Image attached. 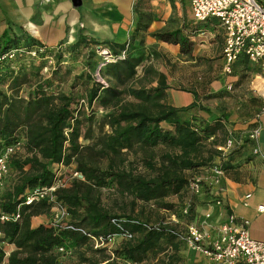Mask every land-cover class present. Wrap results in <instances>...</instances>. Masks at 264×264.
<instances>
[{"label": "trees", "instance_id": "obj_1", "mask_svg": "<svg viewBox=\"0 0 264 264\" xmlns=\"http://www.w3.org/2000/svg\"><path fill=\"white\" fill-rule=\"evenodd\" d=\"M182 39L184 43L190 44L185 36L182 35ZM19 43L21 41L15 38L5 42L0 45V53L21 50L23 47L30 52L42 47L33 37H28L26 46ZM92 44L109 47L115 55L121 48L119 44L82 37L70 47V51L78 53ZM47 52L50 51L45 48ZM19 58L17 55L13 61L0 64V153L18 140L24 141L23 153L13 155L9 161L10 173L5 184L8 183L12 168L19 173L18 178L6 194H0V206L5 212H13L22 203L20 197L27 189L53 185L57 179L53 171L55 165L69 167L75 161L76 170L86 181L75 179L69 187L59 188L56 192V201L68 208L72 220L70 223L43 224L32 228L31 218L49 211L48 203L43 202L32 207L30 214L24 215L21 221L0 224L4 233L2 241L16 248L7 256L5 248L0 245V264H58L61 255L58 249L61 247L72 250L90 246L94 248L90 236L81 232V229L94 237L125 233L135 236L134 240L125 241L114 251L115 259L104 257L103 262L94 264H143L150 252L160 249L161 243L181 237L165 220L151 224L132 214H113L103 201V189L108 186L114 188L123 198L131 200L132 206L154 203L159 209L176 212L178 218L184 217L181 209L175 211L174 204L167 200L188 189L193 178L187 176L186 172L209 173L218 158L221 168L226 171V162L223 161L225 155L223 157L216 148L218 144H213L214 149L207 144L217 132L225 128L227 117H215L209 109L203 108L194 91H185L195 96V102L187 108L179 109L166 103L168 86L164 80L160 79L157 87L149 88L143 84L153 73L149 67L145 76L127 89L133 100L122 102L117 112L110 115L114 131L107 137L104 149L99 153L102 158L109 160L107 169L103 170L98 164L86 161L83 155L81 140L91 135L83 132V107L79 96L53 91L57 72L50 78H42L39 75L41 67L35 68L33 60L18 63ZM124 65L134 77L138 64L129 60ZM28 86L29 90L23 95V89ZM100 93L101 85L97 84L86 95L90 108L99 100ZM218 96L211 94L206 98ZM102 100L106 101L104 98ZM196 109L210 114V119L206 122L194 120ZM230 133L235 134L230 130L220 145L224 144ZM118 143L129 152L136 149L145 152L144 162L153 172L152 175L136 174L125 168L126 161L117 160L121 156L109 150ZM159 147L167 151L156 162L155 154H149V151ZM26 153L27 156L21 158ZM27 167L30 168L29 173L25 172ZM205 187L203 180L202 192ZM26 210L28 207H24L23 213ZM96 250L102 255L106 251Z\"/></svg>", "mask_w": 264, "mask_h": 264}, {"label": "rangeland", "instance_id": "obj_2", "mask_svg": "<svg viewBox=\"0 0 264 264\" xmlns=\"http://www.w3.org/2000/svg\"><path fill=\"white\" fill-rule=\"evenodd\" d=\"M185 1L180 0L178 2L173 15L170 17L165 13L160 18L156 16L154 18L153 12H146L142 17L137 33L126 43L120 44L121 48L117 55L113 54L109 47L95 44H92L91 47L82 48L78 53L71 52L70 47L76 44L77 41L60 43L56 48L49 50L50 52L45 53L44 50L36 57L28 55L29 51L27 50L29 49L24 47L21 50L19 49L18 56L20 58L18 63L19 61L33 60L35 68L41 67L40 77L50 78L54 72L58 73L55 85L52 88L53 91L64 94L75 93L79 96L78 100L81 103L83 100L86 101V104L82 106L83 132L85 135L89 132V135H91L89 138L81 140L86 161L98 164L103 170L107 169L109 160L102 158L99 153L104 149V142H106L107 137L113 134L114 131L110 115L117 112L122 102L133 100L128 95L127 89L133 82L142 79L149 67L152 68L153 73L143 82L147 87H157L159 80L162 79L168 89L196 92L200 105L205 109H209L215 117H227L228 122L225 128L223 127L222 130L217 132L213 140L210 141L211 144H207L212 149H214L213 144L219 146L229 131L233 130L236 116L242 115L243 111L251 108V106H245L246 103L240 97L243 99L253 97L247 99L252 100L251 104L254 103L253 99L256 98L252 82L257 74L264 77V70L258 65L244 61L234 69L232 75L225 74L223 61L220 57L214 55L215 45L209 40L210 36L197 37L198 33L207 32L209 28L207 22L209 21L196 23ZM152 21L165 25L158 26L157 24L156 27L151 28ZM215 26L218 33L223 35L224 40V28L221 23L218 21ZM182 35L189 40L190 44L183 42ZM28 37L31 36L23 34V36L15 37V40H20L21 43L19 44L26 46ZM41 45L42 47L45 46ZM57 54H61L63 57H58ZM90 55L91 59H89ZM129 60L138 64L134 77L130 75L131 72L124 65ZM235 77H237V80H233ZM227 80L230 82H227ZM97 84L101 85L100 98L93 108H90L86 95ZM229 85L232 86L231 90L228 89ZM28 90L29 86L24 88L23 95ZM211 94L219 96L207 99L206 97ZM182 95L183 93H180L181 97ZM103 98L106 101H103ZM166 103L170 104L169 98L166 99ZM194 113V120L206 122L210 119V114L205 111L196 109ZM109 150L113 154L121 156L117 160L123 159L126 161L124 167L128 170L145 176L152 175L153 172L144 162L145 152L139 149L129 152L120 143L112 145ZM166 151L167 149L159 147L149 151V154H155V160L159 162L161 155ZM25 156H27V153L21 158ZM28 156H31V154ZM66 167L59 170L55 165L53 171L59 174L60 179L70 185L73 181L71 171L77 168V163L74 161L71 166ZM25 172L29 173L30 168L27 167ZM18 174L12 168L10 177L7 180L8 183L5 184L1 194H6L9 191L12 184L17 180ZM186 175L191 178L203 176L202 173L192 172H186ZM97 179L99 180V178ZM102 195L105 205L113 214L120 216L132 214L151 224L158 223L160 220L171 222V212L159 209L154 203H138L136 206H132L131 200L123 198L110 186L103 189ZM167 201L172 202L169 198ZM41 217H44V220ZM44 221L45 225L57 224L54 222L53 215L47 211L33 216L31 226L37 228V225L44 223ZM60 221L58 224L66 225L72 220L68 217ZM124 243L126 242H120L110 252L105 251L104 255L96 252L97 250L91 246L90 248L69 249L66 255L61 253L58 257V264H94L95 262H103L104 257L115 259L114 251ZM3 247L9 254L16 250L13 245L5 244Z\"/></svg>", "mask_w": 264, "mask_h": 264}, {"label": "crops", "instance_id": "obj_3", "mask_svg": "<svg viewBox=\"0 0 264 264\" xmlns=\"http://www.w3.org/2000/svg\"><path fill=\"white\" fill-rule=\"evenodd\" d=\"M179 1L0 0V45L23 34H29L45 45L47 50L54 49L63 42L79 41L82 37L120 45L137 33L146 12H153L154 18L155 16L160 18L165 13L170 17ZM258 1L264 5V0ZM185 2L192 15L189 0ZM209 22L207 32L198 33L197 37L210 36L209 40L215 45L214 55L223 61V35L218 33L215 26L218 20L211 19ZM157 24L165 25L152 21L151 28ZM244 61L248 60L243 55L234 69ZM233 80H237V77ZM167 93L170 105L179 109L187 108L195 102V96L191 92L168 89ZM180 93H183L182 97ZM247 98L253 97L245 99L240 97L246 103L245 106L251 108L236 116V123L232 128L235 135L250 130L254 115L263 104L256 95L253 104L252 100L249 101ZM260 125L259 153H253L255 144L249 142L242 149L226 154L223 161L226 162L227 169L224 177L217 183L210 172H203L201 178L205 181L206 187L200 195L191 196L193 205L190 215L172 218L169 222L183 237L161 243L160 249L150 252L143 264H208L209 259L203 253L194 250L184 238L188 225H197L213 240L217 237L220 226L228 221L230 215L235 217L237 223L248 221L251 238L264 242V213L258 211V207L264 205V114ZM216 163L221 164L220 158ZM186 196L187 190H184L180 195L169 198L174 204L175 211L181 209ZM217 201H220L221 205H218ZM41 218L44 220V217ZM43 224L45 221L39 223L37 227Z\"/></svg>", "mask_w": 264, "mask_h": 264}, {"label": "built area", "instance_id": "obj_4", "mask_svg": "<svg viewBox=\"0 0 264 264\" xmlns=\"http://www.w3.org/2000/svg\"><path fill=\"white\" fill-rule=\"evenodd\" d=\"M193 19L198 23H204L211 19L218 20L224 28V47L222 52L223 71L227 75L234 73V67L240 58L244 55L250 63L258 65L264 70V5L258 0H189ZM44 47L34 49L28 52L29 56L36 57L43 53ZM19 50L13 49L5 53H0V64L4 61H13ZM229 85L228 89L231 90ZM252 88L255 95L263 101L262 106L256 112L252 127L247 133L230 136L224 144L216 148L226 155L235 149L243 148L248 143H253L254 154L259 153L258 142L261 133V117L264 114V77L261 74L255 75L252 82ZM86 104L83 100L81 107ZM213 138L210 139L212 141ZM24 141L18 140L15 144L6 147L0 153V194L4 188L6 177L10 173L9 161L13 155L23 153ZM59 170L67 168L64 165H57ZM72 180L80 179L86 181V178L76 169L72 170ZM215 183L224 177L225 171L220 164H216L209 171ZM56 182L51 186H38L27 189L20 197L22 203L17 206L13 212H5L0 206V224L16 223L23 219L24 215L30 214V209L38 204L47 202L49 212L54 217L55 223H60L61 219L70 217L68 208L56 201V192L59 188L69 187L63 179H60L56 173ZM203 179L194 177L187 189V196L181 205V214L184 217L190 215L192 207L191 196L202 193ZM250 196H248L249 198ZM221 205L220 201H217ZM24 207H28L23 213ZM258 211L264 213V205L258 207ZM208 218L210 215L207 216ZM178 219L175 213L171 212V220ZM249 222L243 221L237 223L233 215H230L228 221L220 226L217 237L213 240L210 235L195 225L189 224L184 238L190 243L194 250L203 253L208 259V264H264V242L251 238L248 231ZM73 228V227H69ZM85 235H89L91 243L95 249L112 250L122 241L134 240L135 236L130 233L94 237L85 230H80ZM183 237V236H182ZM3 230L0 229V245H5ZM59 253L67 254L69 249L61 247ZM7 256L9 253L6 254ZM136 264V263H128Z\"/></svg>", "mask_w": 264, "mask_h": 264}]
</instances>
